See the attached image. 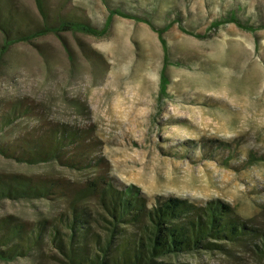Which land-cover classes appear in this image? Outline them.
Returning <instances> with one entry per match:
<instances>
[{"label": "rangeland", "instance_id": "obj_1", "mask_svg": "<svg viewBox=\"0 0 264 264\" xmlns=\"http://www.w3.org/2000/svg\"><path fill=\"white\" fill-rule=\"evenodd\" d=\"M5 1L15 10L17 28L69 19L101 29L110 9L146 16L157 27L177 20L163 34L165 48L146 22L118 14L102 36L64 30L17 42L0 59V103L27 97L45 119L93 125L117 184L136 185L147 197L218 198L264 228V28L210 27L228 13L264 23V0H42L45 16L35 0ZM182 28L208 36L197 38ZM163 65L168 82L160 94ZM32 123L17 120L6 134ZM0 171L84 176L53 163L27 165L1 155ZM64 207L61 199H5L0 217L33 221L54 217ZM176 260L264 264L237 249ZM37 263L52 264L36 254L0 260Z\"/></svg>", "mask_w": 264, "mask_h": 264}, {"label": "trees", "instance_id": "obj_2", "mask_svg": "<svg viewBox=\"0 0 264 264\" xmlns=\"http://www.w3.org/2000/svg\"><path fill=\"white\" fill-rule=\"evenodd\" d=\"M5 2L0 0V59L13 44L29 42L47 33L80 30L102 36L114 14L146 22L157 32L165 48L163 34L177 21L173 19L157 27L146 16L110 9L101 29L69 19L36 29L17 28L12 22L15 10ZM35 2L45 16L43 1ZM225 23L250 32L264 28V23L243 22L235 13L215 20L210 27L218 28ZM182 30L197 38L208 36L206 32ZM165 66L159 74L160 94L166 92L168 82ZM22 118H30L34 123L8 136L6 129ZM102 144L93 125L45 119L27 97L0 103L2 157L27 165L53 163L84 172L82 179L73 180L49 173L0 171V201L61 199L65 202L64 210L50 218L32 221L1 216L0 260L36 254L40 261L52 264H191L176 258L200 251L229 254L234 249L264 259V228L243 220L230 204L218 198L199 202L178 196L147 197L136 185L117 184L109 174V161L100 150Z\"/></svg>", "mask_w": 264, "mask_h": 264}]
</instances>
